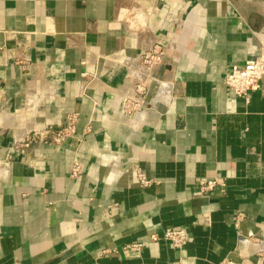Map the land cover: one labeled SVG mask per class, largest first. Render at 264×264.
I'll return each mask as SVG.
<instances>
[{"label":"crops","instance_id":"1","mask_svg":"<svg viewBox=\"0 0 264 264\" xmlns=\"http://www.w3.org/2000/svg\"><path fill=\"white\" fill-rule=\"evenodd\" d=\"M261 49L264 0H0V264H264V77L224 82ZM70 113L73 137L25 142ZM167 228L183 248L149 240Z\"/></svg>","mask_w":264,"mask_h":264},{"label":"built area","instance_id":"2","mask_svg":"<svg viewBox=\"0 0 264 264\" xmlns=\"http://www.w3.org/2000/svg\"><path fill=\"white\" fill-rule=\"evenodd\" d=\"M165 55L164 46L159 43H153L137 56V61L144 71L151 75L152 71L161 65ZM264 77V49L246 60L243 65H231L225 74V85L236 96L245 97L247 92L257 87L258 82ZM154 81L151 78L148 82L142 80L132 81L130 87L125 91L119 101V114L126 119H130L135 115L141 114L146 110L147 95L149 92L150 82ZM77 114L70 113L67 115L64 125L54 129L51 126H45L40 130L32 131L25 139L26 143H31L37 140H50L54 144L64 142L75 134V126ZM22 145H24L22 143ZM5 162L0 168V177L3 175V169L6 168ZM81 172V167L78 162H74L71 169V176H78ZM138 180L142 186L148 184L141 173L138 174ZM198 188L201 193H209L216 188L220 192L224 191V184L218 178L202 179L198 183ZM163 239L175 249H181L188 241V234L182 229L167 228L160 235L151 233L150 241ZM218 264H245L230 258L224 259ZM256 264H261L260 262Z\"/></svg>","mask_w":264,"mask_h":264}]
</instances>
